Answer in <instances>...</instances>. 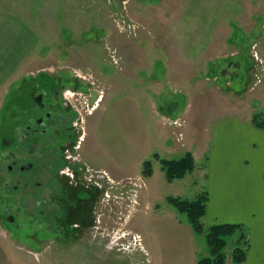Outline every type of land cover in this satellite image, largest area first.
I'll return each mask as SVG.
<instances>
[{
	"label": "rangeland",
	"instance_id": "374dc122",
	"mask_svg": "<svg viewBox=\"0 0 264 264\" xmlns=\"http://www.w3.org/2000/svg\"><path fill=\"white\" fill-rule=\"evenodd\" d=\"M261 1L0 0V11L17 15L35 35L17 79H9L0 91V155L9 158L8 152L17 150L19 164L33 162L43 172L18 174L13 185L27 180V191L50 190L47 166L56 154L46 146L40 154L33 140L21 142L20 136L26 125L34 124V90L58 80L75 94L74 104L86 116L78 154L85 162L94 160L108 176L104 190L98 191L107 228V248L100 256L97 248L88 261L82 247L54 244L51 232L26 225L31 223L17 204L10 210L15 224L0 219V264H21L23 256L26 264L181 262L178 229L192 227L169 199L194 201L207 189L195 178L197 169L168 183L154 155L171 160L193 155L192 150L198 153L197 148L208 150L210 134L223 119L238 118L247 108L252 118L264 114V41L255 37L264 31ZM247 83L250 90L243 100ZM259 138L250 137L251 146L257 144L254 153L262 151ZM196 159L197 167L206 164L204 155ZM147 160L154 169L149 177L143 174ZM37 178L44 188L37 189ZM2 187L0 183V210L7 191ZM26 210L37 213L34 200ZM132 233L138 246L129 236L118 240ZM120 241L127 247H118ZM228 243L225 254L230 258L235 239ZM135 250L144 256L137 253L132 262L125 253ZM199 255L197 263L205 257Z\"/></svg>",
	"mask_w": 264,
	"mask_h": 264
},
{
	"label": "flooded vegetation",
	"instance_id": "af4514ba",
	"mask_svg": "<svg viewBox=\"0 0 264 264\" xmlns=\"http://www.w3.org/2000/svg\"><path fill=\"white\" fill-rule=\"evenodd\" d=\"M74 96V93L66 90L62 80L53 85L44 84L32 93L34 124L24 127L26 133L20 136V141L30 138L33 140L31 142L39 146L40 154L43 146L47 147V151L52 150L53 156L56 154L55 159L47 166L51 187L49 192L34 193L27 191L31 184L27 180L13 185L16 175L32 171L35 174L41 173L43 168L36 167L33 162L19 164L15 160L17 150L9 151V158L7 153L0 155V183L7 190L2 194L6 199L0 210V219L3 223L15 224L17 217L10 210L19 205L24 209L22 216L25 214V221L31 223L26 224L27 226H39L48 230L56 245L82 247L86 250L85 257L89 261L96 254L95 249L98 248L96 252L99 256L106 250V215L101 209L104 199L100 198L98 191L104 190L105 177L108 176L105 170L96 167L94 160L85 162L77 152L84 135L83 123L86 116L74 104ZM76 101L79 103V99ZM95 105L89 106L88 114L92 113ZM18 147L20 144L16 149ZM11 159L12 164H8ZM34 181L37 189L44 188L42 178ZM107 195L105 191L104 197ZM31 200L35 201L38 209L34 215L28 214L26 210L27 202Z\"/></svg>",
	"mask_w": 264,
	"mask_h": 264
},
{
	"label": "crops",
	"instance_id": "0c3cea01",
	"mask_svg": "<svg viewBox=\"0 0 264 264\" xmlns=\"http://www.w3.org/2000/svg\"><path fill=\"white\" fill-rule=\"evenodd\" d=\"M260 4H264V0ZM262 21L259 20V23L264 30ZM255 37L264 41V31ZM254 39L251 38V40ZM34 45L35 35L30 27L14 13L0 11L1 92L5 89L9 79H17L20 67ZM262 47L261 51L264 52V44ZM225 84L229 88V79H226ZM249 88L250 84L247 83L241 99L245 100L244 96H248ZM237 114L238 118L223 119L216 124L213 133L210 134L208 150L197 148L198 153L192 150L196 164L197 155H204L206 158V164L196 167L194 176L200 186L206 188L210 195L204 217L206 228L222 223L245 225L249 231L251 246L247 260L239 264H264V144L262 151L254 153L257 144L253 143L251 146L250 142L252 135H259L261 137L259 139L264 141V130L254 126L252 109L247 108L246 111ZM194 173L195 170L191 176ZM181 227L183 230L181 231L179 228L178 231L184 252L179 264H186L185 256H187L188 264H196L197 252L200 253L199 257L209 256V247L204 235L195 233L192 228L190 229L186 225ZM188 243L189 245L193 244L194 247L191 249L190 246L188 247ZM3 249H5V245H3ZM137 253L144 256L142 252L137 251L125 253V255L130 256L129 258L133 262ZM27 262H29L27 256H23L20 263L26 264ZM40 263L43 264V262ZM32 264H36L35 261ZM45 264H53V262ZM133 264H138V262H133ZM226 264L238 263H235L232 257H227Z\"/></svg>",
	"mask_w": 264,
	"mask_h": 264
},
{
	"label": "trees",
	"instance_id": "16d2710c",
	"mask_svg": "<svg viewBox=\"0 0 264 264\" xmlns=\"http://www.w3.org/2000/svg\"><path fill=\"white\" fill-rule=\"evenodd\" d=\"M252 121L255 127L264 130V114L254 115ZM154 159L160 162L168 183L183 179L197 167L194 156L191 153H187L180 159L171 160L162 159L159 154H155ZM153 173V163L147 160L143 164V174L145 177H149ZM209 201L210 197L207 191L199 194L194 201L182 200L180 198L169 199V202L178 212L186 214L194 232L204 235L206 239L210 254L201 259L197 264H226L227 255L225 254V250L228 247L230 239H235V246L232 251L233 261L238 264L245 262L251 246L247 227L241 223H222L206 228L204 217Z\"/></svg>",
	"mask_w": 264,
	"mask_h": 264
}]
</instances>
